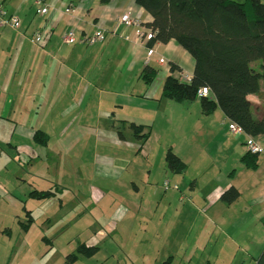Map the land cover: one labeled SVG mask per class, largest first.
<instances>
[{
  "label": "crops",
  "instance_id": "crops-1",
  "mask_svg": "<svg viewBox=\"0 0 264 264\" xmlns=\"http://www.w3.org/2000/svg\"><path fill=\"white\" fill-rule=\"evenodd\" d=\"M40 1L48 6L45 16L37 13L35 0H0V5L8 13L20 18L18 29L0 28V157L4 156L8 166H16L19 162L32 173L27 172L29 178L23 180L26 184L25 196L33 191L50 193L49 198L41 200L30 196L39 207L54 198L58 202L57 193L68 190L59 173V168L65 170L66 163L61 165L62 159L56 156L59 148L54 151L53 142L61 144L66 139L71 140L69 150H74L76 139L73 137L79 134L94 138L96 146L102 142L120 151L124 147L140 150L147 141L141 147L130 124L145 125L151 132L152 129L169 128L176 122L178 127L188 128L186 131L190 139L195 135L210 139L201 149L212 156L215 167L217 162L219 164L215 169L204 159L199 160L200 173L188 197L180 188H174L183 182L186 172H170L162 159L167 150L173 148L169 145L160 150L154 163L146 164L148 179L145 188L151 189L146 193L145 189L141 192L137 185L139 177L136 174L141 172V167L133 170V164H139L136 159L131 161L120 151L112 158H93V170L104 183L131 184L126 186L129 188L126 197L133 200V206L121 208L122 224L127 223L135 211L140 216L147 215L148 225L143 227V233L148 232L147 236H136L137 240H133V247L129 248L130 252L121 263L258 264L264 252V236L239 242L231 238L227 231L250 223L252 228L249 229L264 228V152L258 154L256 169L246 168L242 157L249 153L246 146L248 135L232 133L229 130L230 120L221 109L206 115L200 98L179 103L162 96L164 80L168 75L172 74L184 83L191 81L195 69L191 55L176 41L156 43L153 59L147 63L148 49L136 39V32L144 27L139 29L120 23V18L128 12L140 19L144 26L152 21L151 15L134 0H112L108 4H102L100 0ZM43 29L48 31V37L44 46H38L33 43V36ZM99 29L106 33L102 43L89 46L81 42ZM70 30L75 31L77 42L67 45L63 37ZM161 58L165 60L164 64L159 62ZM153 63L158 64L160 70L148 86L141 74L147 66L155 68ZM172 63L180 71L172 73ZM253 67L259 71L261 62L253 63ZM261 92H264V81H261ZM249 100L255 105L262 103L256 95H250ZM37 134L47 136L46 144L36 141ZM257 139L264 147V135ZM173 149L186 164L184 155L175 147ZM162 152L164 154L160 156ZM161 170L163 173L158 174ZM243 173L247 174L245 181L237 177ZM169 175H172L170 188L163 186L165 191L161 192L157 184ZM68 178L75 183V177ZM205 182H208V187L202 189L199 185ZM121 185L118 188H123ZM231 187L239 191L240 197L233 204H227L221 196ZM76 192V195H81V191ZM141 193L143 196L148 193L153 199L159 196L160 203L165 200V205L147 209L136 206ZM53 195L54 198L51 197ZM33 203L30 211L35 209ZM236 208L247 215L242 222L238 220L239 224L232 215ZM68 210L75 214V208ZM206 227L211 232L219 231L223 236L221 241H212V251L207 256L205 252L200 253L205 250ZM150 234L157 246L154 249L157 254L153 250H144L135 256L133 248ZM97 236L89 234L85 244L97 247L101 253L103 237L107 236H100V241H97ZM145 242L140 243L146 247ZM9 243L7 250L1 254L2 263L19 254L16 247L23 246L19 245V241ZM21 254L14 260L20 263L19 260L25 259V255ZM110 256L114 258L116 255L110 253Z\"/></svg>",
  "mask_w": 264,
  "mask_h": 264
},
{
  "label": "rangeland",
  "instance_id": "rangeland-1",
  "mask_svg": "<svg viewBox=\"0 0 264 264\" xmlns=\"http://www.w3.org/2000/svg\"><path fill=\"white\" fill-rule=\"evenodd\" d=\"M236 1L244 2L245 0ZM153 64L159 71L158 64ZM186 129L188 128L178 127L176 122L169 128L152 129L145 146L140 150L124 147L120 151L118 148L102 142L96 146L94 138L79 134L73 137L76 139V148L74 147V150H69L72 145L71 140L59 141L61 144L53 142V150L57 151L56 148H59L56 156L62 159L61 165L66 163L65 170L59 168V173L62 174L61 178L69 191H59L56 195L60 198L58 202L55 201V196L53 195L51 197L54 198V201H46V203H43L39 207L33 203L34 198H31L30 195L25 196L24 194L26 184L23 180L29 178L27 172L32 174L28 170V167L22 163L19 164V162L16 166L12 164L8 166L2 155L0 157V260L1 254L7 250L10 241L12 243L19 241V245L22 244L23 246L20 248L16 247L19 250V254L16 252V256L12 259H6L3 263L0 261V264H117L118 261H120V264H125L121 263V261L130 252L129 248L133 247L132 243L134 239L137 240L136 236H147L148 232L146 234L143 233V227L148 225L147 215L144 213L140 216L135 211L129 217L128 222L122 224L123 217L121 216L122 214H119L121 208L125 209L133 206L131 204L133 200H130L129 196L126 197V191H129V188L126 186L130 187L131 184L104 183L93 170V158L95 156L112 158L120 151L131 161L136 159L135 161L139 162V164L135 162L133 164L134 167L132 166L133 170L135 171V167H141V172H137L136 174L139 177L137 178V185L141 188V192L145 189L146 193L151 190L145 188L148 179V172L145 171L146 164L154 163L155 158L157 159V156H159L160 150L167 145H169V148L175 147V149L184 155L187 165L186 175L182 177L183 182L180 183L178 190L180 188V191L188 197L187 194L190 193L189 190L196 176L200 173L198 168L199 160L204 159V162L215 169H218L219 164L217 162L215 167L212 156L210 154L206 155L201 149L210 139L201 136L197 137L196 135L190 139ZM69 138L72 139L71 136ZM132 141L135 140L133 139ZM198 147L200 150H197ZM163 154L164 152L160 156ZM164 156H162V159L165 160ZM162 173L163 170L158 174ZM238 173L239 171L236 174ZM72 176L76 178L75 183L71 179L68 181V177L71 178ZM246 176V173L237 175L243 181L246 180ZM165 178H162L157 184V188L161 192L165 191L163 187L164 182L170 181L172 175ZM142 180L145 182H142ZM207 183H200L199 186L202 189H207ZM120 185L123 188H118ZM171 186L173 187L174 185ZM77 190L81 191L80 196L76 195L78 194ZM84 196H89L90 198H84ZM62 201L63 205L61 204ZM160 201L159 196L153 199L148 193L145 196L141 193L138 198V205L136 206H143L144 209H147L156 208L160 204L162 208L165 205V200L162 203ZM32 203L35 207L34 211H30L29 209ZM67 207L75 208V214L70 212ZM236 209H233L232 215L234 214V219L237 221L236 224H239L238 220L242 222V219H246L247 215H243L244 213L242 214L238 208ZM69 212L71 213L70 215L68 214ZM242 226L245 229H242V227L240 228L241 231H239L240 229L237 227L236 230H228L227 234L239 242L264 236V228L249 229L252 228V223L249 225L243 224ZM262 227L264 226L262 225ZM204 229L205 242L203 245L205 250L200 251V253L205 252L204 255L207 256L212 251V241L216 239H220L221 241L223 236L219 231H209V227ZM124 230L126 232H123ZM140 231L142 233L139 234ZM91 233L93 236L98 235L97 241L102 239L100 236H107V238L103 237L105 240L102 243L101 253L96 251L91 256L79 255V246L83 247L85 239ZM136 233L138 234L136 235ZM144 239L146 240V247L143 246V243H140L145 240L140 241L138 246L133 248L136 253L135 256L144 250H153L157 254L156 250H154L157 246L154 243L153 236L150 234L147 239ZM110 253L116 256L113 258L110 256ZM20 254L22 256L25 255V259L19 260V263L14 258ZM69 255H78L79 257L74 262H68L67 257ZM106 255L109 256H107V260ZM128 264H132V262ZM135 264L138 263L135 262Z\"/></svg>",
  "mask_w": 264,
  "mask_h": 264
},
{
  "label": "trees",
  "instance_id": "trees-1",
  "mask_svg": "<svg viewBox=\"0 0 264 264\" xmlns=\"http://www.w3.org/2000/svg\"><path fill=\"white\" fill-rule=\"evenodd\" d=\"M112 0H100L108 4ZM152 21L145 24L154 34L149 47L156 43L168 44L176 41L195 62L194 74L189 83L168 75L163 84L162 96L175 102L195 101L202 88L210 90V97L200 98L203 113L210 115L218 108L226 117L237 124L248 136L257 138L264 135V2L262 0H134ZM34 37V36H33ZM261 62L260 70L253 63ZM180 68L171 64V72ZM158 70L147 66L141 78L150 86ZM250 95L260 98L255 105ZM133 135L141 147L150 136L145 125L130 124ZM148 128L147 132L145 130ZM121 135V134H120ZM36 141L46 144L47 136L36 135ZM248 169L258 167V155L247 153L242 157ZM167 169L174 174H183L187 165L172 149L165 156ZM48 192H31L30 196L47 199ZM240 197L239 191L231 187L221 199L233 204ZM79 246L78 254L91 256L98 251L95 246ZM79 256L69 255L68 262ZM264 264V252L258 262Z\"/></svg>",
  "mask_w": 264,
  "mask_h": 264
},
{
  "label": "built area",
  "instance_id": "built-area-1",
  "mask_svg": "<svg viewBox=\"0 0 264 264\" xmlns=\"http://www.w3.org/2000/svg\"><path fill=\"white\" fill-rule=\"evenodd\" d=\"M35 4L38 6L37 13L40 16H45L48 14V6H45L42 4L40 0H35ZM120 23L124 24L125 26H133L136 28L141 29L142 27L143 30H138L136 32V39L140 40L143 44L148 49V54H147V63H149L155 54V49L153 47H149V42L154 39V34L150 29H147L143 24L142 21L138 18L132 17V15L128 12L124 14L120 18ZM20 26V18L15 15V14H10L8 13L1 5H0V28H10L13 30L18 29ZM115 34V31L113 32ZM48 37V31L46 30H38L33 37V43H35L38 46H44L46 43ZM106 38V33L104 30L99 29L96 30L93 34L86 36L82 39V43L92 46L98 43H102ZM64 42L67 45H72L77 42V38L75 35L74 30H70L67 33H65L64 37ZM126 39H130L129 37H126ZM161 64L165 63V60L161 58L159 60ZM198 97L203 98V97H210V90L208 88H202L198 91ZM229 130L234 133V134H242L243 131L242 129L235 124L234 122H229ZM248 152L253 154V155H258L264 152V147L260 144L257 138L248 136V140L246 143ZM164 187L166 189L170 188V182L165 181L164 182ZM175 189H178V186H174Z\"/></svg>",
  "mask_w": 264,
  "mask_h": 264
}]
</instances>
